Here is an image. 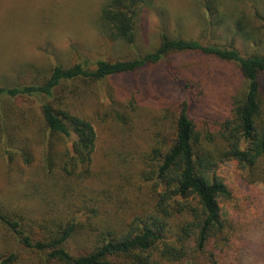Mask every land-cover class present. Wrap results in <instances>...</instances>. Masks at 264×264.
<instances>
[{"label":"rangeland","instance_id":"1","mask_svg":"<svg viewBox=\"0 0 264 264\" xmlns=\"http://www.w3.org/2000/svg\"><path fill=\"white\" fill-rule=\"evenodd\" d=\"M108 1L0 0V87L40 84L57 66L87 61L93 68L98 61H133L153 53L163 33L172 39L233 44L244 57L264 56V0H220L226 22L219 27L198 0H156L154 10L140 14L132 45L112 41L103 32L101 16ZM239 20L245 24L241 33ZM190 59L197 66L202 63L190 55L176 56L133 75L99 83L75 81L56 91V107L88 120L97 134L91 172L85 179L79 171L71 177L47 176L44 161L49 146L39 131L37 100L15 101L16 109L10 101H0V212L36 239L48 236L52 225L56 230L60 222L78 215L82 229L69 245L77 254L93 247L104 232L124 229L151 209L154 196L142 172L151 150L165 140L179 114L183 95L172 76L175 71L186 72ZM210 67L215 75L207 85L213 94L224 91L228 83L230 89L238 85V79L226 82L221 76L224 69ZM8 110L23 113L10 120ZM202 117L195 116L201 128H214L215 120ZM1 124L11 141L1 133ZM55 143L56 151L64 153L65 144ZM60 168L57 165L56 171ZM217 175L231 194L220 202L228 230L205 252L191 244L182 264H264V176L251 177L234 161L223 164ZM11 255V264H51L45 254L25 248L0 221V264Z\"/></svg>","mask_w":264,"mask_h":264},{"label":"trees","instance_id":"2","mask_svg":"<svg viewBox=\"0 0 264 264\" xmlns=\"http://www.w3.org/2000/svg\"><path fill=\"white\" fill-rule=\"evenodd\" d=\"M198 2L212 16L213 25L225 24L220 0ZM155 5L156 0H109L102 11V30L112 41L135 44L140 14L154 10ZM244 30V21L239 20L237 31ZM188 55L202 63L197 66L190 59L184 66L186 72H174L173 80L183 95L180 111L172 119L165 140L151 150L142 172L143 181L153 192L152 208L135 216L124 229L104 232L93 247L77 254L69 245L82 229L78 215L60 222L56 230L52 225L48 236L36 239L21 229V223L0 212V221L25 248L45 254L46 263L51 264H182L189 258L191 244L196 251L205 252L210 244L222 241L228 225L220 202L230 199L231 194L217 175L219 168L234 161L251 177L264 176V56L244 57L233 44L172 39L163 33L158 48L139 59L98 61L93 68L87 61L68 68L57 66L40 84L0 87V101H10L16 109L15 101L37 100L39 131L49 146L44 161L48 163L47 176L55 178L63 173L71 177L79 171L85 179L91 172L97 134L88 120L56 107V91L75 81L99 83L133 75L162 64L166 58L171 62L173 57ZM211 65L224 69L221 76L227 83L238 79V85L230 89L228 83L224 91L213 94L207 85L215 75ZM8 111L10 120L23 113ZM196 115L215 120L214 128H201ZM5 118H1L4 124ZM1 126V133L11 141L5 125ZM56 141L65 144L64 153L56 151ZM5 151L9 149L5 147ZM57 165H61L58 172ZM13 258L11 255L2 264H11Z\"/></svg>","mask_w":264,"mask_h":264}]
</instances>
